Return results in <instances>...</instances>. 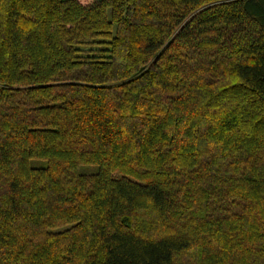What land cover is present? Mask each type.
<instances>
[{"label":"trees","instance_id":"1","mask_svg":"<svg viewBox=\"0 0 264 264\" xmlns=\"http://www.w3.org/2000/svg\"><path fill=\"white\" fill-rule=\"evenodd\" d=\"M0 264H264V0H0Z\"/></svg>","mask_w":264,"mask_h":264}]
</instances>
